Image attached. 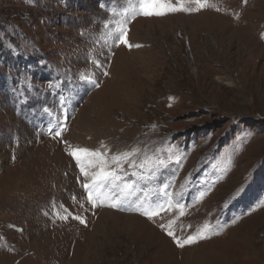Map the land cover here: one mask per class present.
Returning <instances> with one entry per match:
<instances>
[{
	"label": "rangeland",
	"instance_id": "rangeland-1",
	"mask_svg": "<svg viewBox=\"0 0 264 264\" xmlns=\"http://www.w3.org/2000/svg\"><path fill=\"white\" fill-rule=\"evenodd\" d=\"M183 6L0 0V264H264V0Z\"/></svg>",
	"mask_w": 264,
	"mask_h": 264
},
{
	"label": "snow or ice",
	"instance_id": "snow-or-ice-1",
	"mask_svg": "<svg viewBox=\"0 0 264 264\" xmlns=\"http://www.w3.org/2000/svg\"><path fill=\"white\" fill-rule=\"evenodd\" d=\"M201 2H202V0H197V3H201ZM139 7L142 10L143 14L146 15V16L147 15H163V14H165L168 11H171V12L180 11V10L190 11V9L184 8V6H183V0H181V4H180L179 7H177L176 5H173L172 3L168 2V0H139ZM120 42L121 43H125V44L128 43L127 34L126 33L124 34V37H123V39H121ZM129 47H131V45H129ZM57 135H60V133L58 132ZM90 152H92V150H89V149H74L72 151L71 155L77 161H79L80 158H81V154L82 153H90ZM93 154H95V153H93ZM134 165H135V162H133V165H131V166H134ZM86 175H87V173H85V176ZM111 175H112V173H109V172H104L103 173L104 179H108ZM126 186H130V185H126ZM83 188L88 191V199L90 201H92L93 204H95L96 201L93 198V185H90L88 183H85L83 185ZM102 194L103 193H100L99 195H102ZM112 206L113 207H116L117 204H113ZM145 215H155V213H148V212H146ZM75 218L78 219V220H82V218L79 217V216H77ZM82 222H84V221L82 220ZM208 227H209L208 225H205V228L206 229ZM169 235L172 236V235H174V233H172L170 231L169 232ZM197 238H203V237H188L184 241H181V240L177 239L176 242H177V244L179 246L183 247L184 244L194 243Z\"/></svg>",
	"mask_w": 264,
	"mask_h": 264
},
{
	"label": "trees",
	"instance_id": "trees-1",
	"mask_svg": "<svg viewBox=\"0 0 264 264\" xmlns=\"http://www.w3.org/2000/svg\"><path fill=\"white\" fill-rule=\"evenodd\" d=\"M35 105V107H37L38 105L37 104H34Z\"/></svg>",
	"mask_w": 264,
	"mask_h": 264
}]
</instances>
